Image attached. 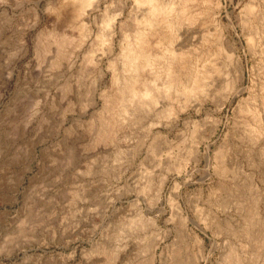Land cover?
Listing matches in <instances>:
<instances>
[{
	"label": "rangeland",
	"instance_id": "rangeland-1",
	"mask_svg": "<svg viewBox=\"0 0 264 264\" xmlns=\"http://www.w3.org/2000/svg\"><path fill=\"white\" fill-rule=\"evenodd\" d=\"M59 1L0 0V264H263L264 0H222L233 60L185 42L187 72L210 59L218 69L197 108L150 131L153 117L119 126L112 142L101 123L139 12L103 0L82 39L79 27L51 32ZM111 15L107 54L98 37Z\"/></svg>",
	"mask_w": 264,
	"mask_h": 264
},
{
	"label": "bare ground",
	"instance_id": "bare-ground-1",
	"mask_svg": "<svg viewBox=\"0 0 264 264\" xmlns=\"http://www.w3.org/2000/svg\"><path fill=\"white\" fill-rule=\"evenodd\" d=\"M102 1L60 0L52 6L49 5L50 7L47 9L49 21L54 26V30L51 29V32L54 31L55 33L56 30L60 31L61 28L65 27L70 32V29L79 27L80 37L82 39L88 38V19L98 9ZM201 5L206 6V8L202 9ZM132 6L134 10L139 12L134 14L137 29L132 38H126V44L121 50L122 64L119 63L122 71L119 74L120 77L118 76L119 79L113 80L114 92L107 100V111L110 115L107 116L106 121L101 123L103 128L106 127L108 131L102 132L103 128L99 130L103 133L101 139L107 142H110V134L114 132L115 128L117 131L119 126L120 128L121 126L134 127L133 125L136 126V124H141L153 117L157 122L148 126L150 131L152 127L163 120L176 122L187 109L197 108L201 101L206 98V87L211 83L209 82L211 75L218 73V69L212 64L209 57L234 59V50L225 37L226 26L221 20L222 10L225 9L222 0H132ZM252 11L253 8L247 5L244 9V16L240 18V23L248 33L247 45L250 50H254L253 38L259 35L254 29V32L252 31L253 26L247 18L253 13ZM201 19L204 20L201 21ZM228 19L231 25L230 18ZM115 21L116 16L112 15L103 16L101 21V32L98 40L100 46L103 47L102 52L105 50L107 54L111 51L114 42ZM202 26H206L207 31L205 30L206 34L200 36ZM65 35L60 36V39L54 37V34L50 35L52 40L49 43L61 47L67 40ZM194 35H196L195 38L199 43L196 45L214 44L215 49L210 50L209 57L207 55L208 63L205 62L202 65L204 60H201L200 66L195 64L196 67H189L187 72L185 65L187 55L184 54L183 50L185 42H188ZM254 41L256 42V40ZM223 43L227 45L228 51L222 48ZM260 51L262 58H264V47ZM248 108L246 111H249ZM103 119L105 120V117ZM144 131L147 132L146 129ZM193 150L192 148L191 153L197 155L196 147ZM180 165L176 168L178 173L183 166ZM163 188L164 184L160 183L159 195ZM257 248L260 249V247ZM225 259V264H241L237 255L231 254ZM262 263L264 264V257Z\"/></svg>",
	"mask_w": 264,
	"mask_h": 264
}]
</instances>
